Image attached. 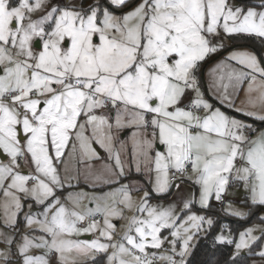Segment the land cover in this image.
I'll use <instances>...</instances> for the list:
<instances>
[{
	"label": "snow or ice",
	"instance_id": "snow-or-ice-1",
	"mask_svg": "<svg viewBox=\"0 0 264 264\" xmlns=\"http://www.w3.org/2000/svg\"><path fill=\"white\" fill-rule=\"evenodd\" d=\"M202 240L264 264V0H0V264Z\"/></svg>",
	"mask_w": 264,
	"mask_h": 264
},
{
	"label": "trees",
	"instance_id": "trees-1",
	"mask_svg": "<svg viewBox=\"0 0 264 264\" xmlns=\"http://www.w3.org/2000/svg\"><path fill=\"white\" fill-rule=\"evenodd\" d=\"M255 218L247 222V225L254 222ZM225 222L237 225L239 224H245V221H239L237 222L234 218H226ZM228 251H225L223 253V257L220 256V254H217V258H226L228 256ZM211 258V253L207 250V245L202 240L197 245L196 249L194 250V254L191 257V264H204L205 261L209 260Z\"/></svg>",
	"mask_w": 264,
	"mask_h": 264
},
{
	"label": "crops",
	"instance_id": "crops-1",
	"mask_svg": "<svg viewBox=\"0 0 264 264\" xmlns=\"http://www.w3.org/2000/svg\"><path fill=\"white\" fill-rule=\"evenodd\" d=\"M209 99H211V97H209ZM223 110H226V109H223ZM234 115H236L237 117H239V114L238 113L237 114H234ZM229 198L232 199V200H234L236 202V206L237 207H240V208H242V210L247 211L246 209H243V206L240 203V201L242 199V193L241 192H234L233 195H231Z\"/></svg>",
	"mask_w": 264,
	"mask_h": 264
},
{
	"label": "rangeland",
	"instance_id": "rangeland-1",
	"mask_svg": "<svg viewBox=\"0 0 264 264\" xmlns=\"http://www.w3.org/2000/svg\"><path fill=\"white\" fill-rule=\"evenodd\" d=\"M125 138H126V137H125ZM182 187H183V186H182ZM172 199H173L172 196H168L165 200H161L160 203H162V204H167V203L170 202ZM153 203H156V201H153ZM254 222H255V221H254ZM254 222H252V223H254ZM252 223L248 224L247 226H251ZM82 238H83V237H82Z\"/></svg>",
	"mask_w": 264,
	"mask_h": 264
}]
</instances>
